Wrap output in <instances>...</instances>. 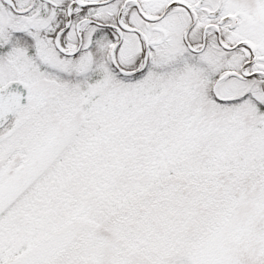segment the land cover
Here are the masks:
<instances>
[{"label":"snow or ice","instance_id":"obj_1","mask_svg":"<svg viewBox=\"0 0 264 264\" xmlns=\"http://www.w3.org/2000/svg\"><path fill=\"white\" fill-rule=\"evenodd\" d=\"M0 264H264V0H0Z\"/></svg>","mask_w":264,"mask_h":264}]
</instances>
